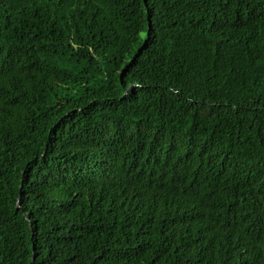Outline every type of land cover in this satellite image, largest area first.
<instances>
[{"label":"trees","instance_id":"obj_1","mask_svg":"<svg viewBox=\"0 0 264 264\" xmlns=\"http://www.w3.org/2000/svg\"><path fill=\"white\" fill-rule=\"evenodd\" d=\"M0 264H264V0H0Z\"/></svg>","mask_w":264,"mask_h":264},{"label":"water","instance_id":"obj_2","mask_svg":"<svg viewBox=\"0 0 264 264\" xmlns=\"http://www.w3.org/2000/svg\"><path fill=\"white\" fill-rule=\"evenodd\" d=\"M132 88H133V85L131 86V88L129 89V91H131V90H132Z\"/></svg>","mask_w":264,"mask_h":264}]
</instances>
